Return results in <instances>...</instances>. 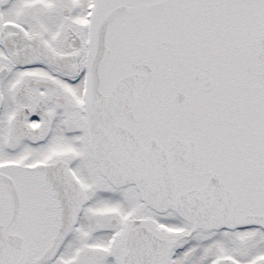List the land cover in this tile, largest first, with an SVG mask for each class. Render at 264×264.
<instances>
[{
    "label": "snow or ice",
    "instance_id": "snow-or-ice-1",
    "mask_svg": "<svg viewBox=\"0 0 264 264\" xmlns=\"http://www.w3.org/2000/svg\"><path fill=\"white\" fill-rule=\"evenodd\" d=\"M0 264H264V0H0Z\"/></svg>",
    "mask_w": 264,
    "mask_h": 264
}]
</instances>
